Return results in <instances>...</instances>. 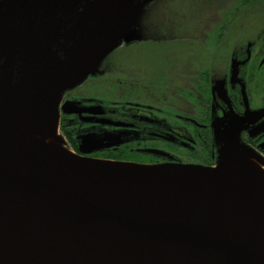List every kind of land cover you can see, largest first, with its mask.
I'll use <instances>...</instances> for the list:
<instances>
[{"label": "water", "instance_id": "obj_1", "mask_svg": "<svg viewBox=\"0 0 264 264\" xmlns=\"http://www.w3.org/2000/svg\"><path fill=\"white\" fill-rule=\"evenodd\" d=\"M150 1L0 0V264H264V172L245 160L264 156L241 138L264 108L244 88L241 114L212 116V166L83 156L59 133L63 94ZM120 136L86 133L78 149ZM167 219L180 225L152 223Z\"/></svg>", "mask_w": 264, "mask_h": 264}, {"label": "flooded vegetation", "instance_id": "obj_2", "mask_svg": "<svg viewBox=\"0 0 264 264\" xmlns=\"http://www.w3.org/2000/svg\"><path fill=\"white\" fill-rule=\"evenodd\" d=\"M258 1L235 0V11L221 10L222 1L217 8L223 11V18L212 16L205 27L207 30L212 24L213 29L219 28L218 43L234 35L227 23L231 17L233 20L242 15L260 17L261 23L253 27L248 45L232 47L233 41L222 49L210 46L187 51L186 55H181L186 57L184 64L172 65L174 75L163 78L162 85L157 84L155 91L142 89L138 95L129 84L125 94L120 92L124 88L117 92L116 87L107 94L97 89L94 82L88 92L66 91L58 109V130L70 150L83 156L138 164L174 161L214 165L216 155L210 126L213 114L222 116L229 107L241 114L245 105L242 88L250 110L264 108V10H245L250 3ZM234 49L240 50L238 59L231 58ZM119 94L125 99H118ZM65 101L70 104L63 110ZM263 123L264 117H261L254 122V127L241 133L242 141L262 156ZM106 132L120 134L122 143L80 153V136L86 133L103 136ZM111 155L115 158H110Z\"/></svg>", "mask_w": 264, "mask_h": 264}, {"label": "rangeland", "instance_id": "obj_3", "mask_svg": "<svg viewBox=\"0 0 264 264\" xmlns=\"http://www.w3.org/2000/svg\"><path fill=\"white\" fill-rule=\"evenodd\" d=\"M225 1L151 0L142 9L133 33L124 37L120 45L102 58L92 74L84 78L83 84L71 90L75 94L91 91L89 86L94 82L103 93H112V87H116L117 92L119 88H124L120 92L125 94L129 91L127 86L130 84L134 92L140 95L142 89L155 91L157 84L162 85L163 78L173 76L170 67L175 64L183 65L186 57L182 58L181 55H186L187 51L210 46L222 49L233 41L232 47H245L254 33L253 27L261 23L260 17L242 15V18L235 16L234 20L231 17L227 23L234 35L222 38L218 43L216 40L219 28L213 29L211 24L205 30L212 16L216 19L223 18L221 14L224 10L235 11V0ZM220 5L223 11L217 8ZM259 9L264 10V0L250 3L245 8ZM240 10H243L242 7ZM239 55L240 50L234 49L231 58L235 56L238 59ZM131 76L133 81L129 79ZM118 96V99H125L120 94Z\"/></svg>", "mask_w": 264, "mask_h": 264}, {"label": "bare ground", "instance_id": "obj_4", "mask_svg": "<svg viewBox=\"0 0 264 264\" xmlns=\"http://www.w3.org/2000/svg\"><path fill=\"white\" fill-rule=\"evenodd\" d=\"M35 138V137H34ZM36 140L37 141H33V140H31V142H34V143H36V144H41L42 142H44V143H42V144H48V145H56V144H53L51 141H49V140H43L42 141V139H37L36 138ZM42 141V142H41ZM41 144V145H42ZM245 160L246 161H248L249 163H252L255 167L257 166L258 168H259V170L261 171V172H264V168L263 167H261V166H258L257 164H255L252 160H250V158H248V157H245ZM168 222V223H167ZM152 223H153V225H157V226H168V224H170V225H173L174 224V226H179L180 225V223H178L177 221H173V220H171V219H167V220H163V221H157V220H153L152 221Z\"/></svg>", "mask_w": 264, "mask_h": 264}, {"label": "trees", "instance_id": "obj_5", "mask_svg": "<svg viewBox=\"0 0 264 264\" xmlns=\"http://www.w3.org/2000/svg\"><path fill=\"white\" fill-rule=\"evenodd\" d=\"M69 148H70V147H69ZM109 157H110V158H113V159L115 158V156H114V155H111V156H109Z\"/></svg>", "mask_w": 264, "mask_h": 264}]
</instances>
